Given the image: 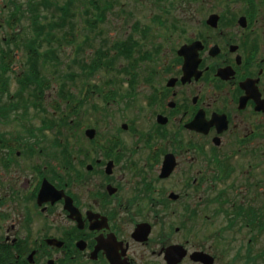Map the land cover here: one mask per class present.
I'll return each instance as SVG.
<instances>
[{
    "label": "flooded vegetation",
    "instance_id": "1",
    "mask_svg": "<svg viewBox=\"0 0 264 264\" xmlns=\"http://www.w3.org/2000/svg\"><path fill=\"white\" fill-rule=\"evenodd\" d=\"M231 1L242 6L201 23L214 34L160 46L145 57L161 67L105 88L103 128H86L85 107L76 130L86 136L63 146V165L55 142L47 154L21 136L6 142L25 144L18 156H45L27 186L0 195V264H264V0ZM197 53L188 75L186 57ZM86 95L69 80L67 114ZM80 131L70 122L67 136ZM75 176L86 192L72 189ZM44 179L57 188L45 186L42 201Z\"/></svg>",
    "mask_w": 264,
    "mask_h": 264
},
{
    "label": "rangeland",
    "instance_id": "2",
    "mask_svg": "<svg viewBox=\"0 0 264 264\" xmlns=\"http://www.w3.org/2000/svg\"><path fill=\"white\" fill-rule=\"evenodd\" d=\"M42 0H19L20 4L23 3L24 7H28L31 2L37 4ZM59 2L68 3L69 0H58ZM110 1L109 7L106 6ZM228 0H97L98 4H104L106 6L105 16H98V10L92 7L91 0H76V4L73 5L77 22L75 24V34H77V42L70 43L66 40H62L59 46L58 52L61 61L54 63L53 60L46 61L44 58L40 59L38 64L34 67L36 71H40L42 79L40 81L45 85L41 88L38 83L32 81V83L25 87L21 83V74H25L24 71L28 68L25 63L27 59L26 47L23 44L17 46L16 44L8 45V48H12L14 61L10 63L9 84L3 94L0 95V107H10L11 112L7 116L0 113V142L3 147L0 148V195L5 191L10 192L11 186L17 184L18 187L26 185L29 180L33 179L35 173L33 165L43 160L45 154L50 152L49 146L51 142L56 143L57 151V166L62 163L63 146L68 142L75 144L76 141H81V138L86 136L84 132V125L78 126V120L80 114L86 107V128L89 126H98L103 128V125L96 120L102 119L103 112L97 109L96 106L102 107L105 103L103 95L107 94L103 90L105 88L117 89L118 87L128 88L132 87V78L130 73L133 70L144 71L146 66L149 68L152 65L160 67V61L150 63L145 56L155 52L158 47H162L165 51L170 48H178L186 38L196 31L206 35L212 32L205 25L204 20L208 17L210 12L219 13L223 7L225 8V2ZM8 0L0 1L1 7ZM230 6H235L241 3H233L229 0ZM49 5V4H48ZM45 7V5H42ZM51 6V5H50ZM263 6V4H261ZM52 10L54 8L51 7ZM10 10H14V5L6 9L7 17L11 16ZM26 11V16L24 15ZM22 12L21 21L13 27L9 28V25L4 26L0 30V36H8L12 30L20 31L21 34H25L27 31L31 33L30 27L33 26L29 19L30 9L26 8ZM227 10V9H226ZM225 10V11H226ZM45 15L40 17L43 23H48L50 20L55 19L54 16L47 14L46 9L43 8ZM84 18V20L82 19ZM90 18L91 22H90ZM140 23L146 30L136 32V39L143 42L142 49L136 48L130 43L128 36L135 32L134 25ZM69 25L66 29H69ZM185 28V30H182ZM62 31V30H61ZM211 34V33H210ZM212 34H214L212 32ZM64 35L65 33H61ZM89 40V41H88ZM123 44L127 45L129 52H124ZM7 44H5L6 46ZM102 48L103 55L97 54L99 48ZM49 47L47 43L44 47H41V51H44ZM160 47V48H161ZM82 48V49H79ZM81 52L84 57L96 59L99 62L104 63L97 67L95 71H89L86 74L84 80H80L76 85L81 89L82 84L86 81V87H88L86 95V105L82 104L80 110L75 113L69 112L67 98L62 97L59 92L60 82L66 77L70 70L79 71L77 65L72 63V60L76 58L77 54ZM107 53V54H104ZM161 54V52L159 53ZM156 56V55H155ZM86 59V60H87ZM165 58H163V61ZM152 61H156L152 60ZM73 64V66L71 65ZM107 64L111 66V69H107ZM57 69L59 70L56 73ZM64 74V76H62ZM32 77V76H31ZM123 78L119 80V78ZM46 78V79H45ZM140 80L137 78V81ZM97 84V85H96ZM97 86L100 88L98 89ZM97 89V91H94ZM40 90H43L42 93ZM78 91V89L76 90ZM100 94V96H98ZM27 95V98L18 100L22 96ZM12 99V100H11ZM17 100L15 105H9V102ZM143 103V102H142ZM58 105V106H57ZM113 110L117 104L112 103ZM80 106V105H79ZM109 104H106L108 107ZM79 108V107H78ZM77 108V109H78ZM21 113L24 114L22 117ZM21 116H20V115ZM22 117V118H21ZM15 118V119H14ZM19 118V120H16ZM21 118V119H20ZM109 117H107L108 119ZM69 123H68V122ZM73 123L75 131H80L79 135L75 139L67 136L68 124ZM33 130V132L29 131ZM44 132V134H43ZM24 135H21V134ZM24 136L25 139L21 140L20 136ZM1 138L11 139L19 138L22 142L34 143L37 148L45 146V154L28 157L25 155L18 156V150L25 152V144L16 143L13 146H8L1 141ZM36 140V141H35ZM35 141V142H34ZM7 146V147H6ZM69 152V151H67ZM77 152V151H75ZM12 155L14 159L10 165V168L3 166L2 160L7 156ZM74 154V153H73ZM68 156L75 159V157ZM64 157H66L64 151ZM80 155V153L78 154ZM4 163V162H3ZM83 170L84 168H80ZM72 189L76 192H86V186L81 183L78 176L72 177L71 182ZM3 191H2V190ZM8 201V199H7ZM13 202H9V210H13ZM8 208V204H7ZM15 211H17L15 209ZM24 231H21V237L24 236Z\"/></svg>",
    "mask_w": 264,
    "mask_h": 264
},
{
    "label": "trees",
    "instance_id": "3",
    "mask_svg": "<svg viewBox=\"0 0 264 264\" xmlns=\"http://www.w3.org/2000/svg\"><path fill=\"white\" fill-rule=\"evenodd\" d=\"M91 3H92V7L98 10V16L103 18V16H105V11L107 10L106 6L109 7L110 1L107 2L106 6L104 4H98L97 0H91ZM75 4H76V0H69L68 3L66 2L62 3L59 2L58 0H42L38 4L36 2H31L28 7H24V9L26 8L30 9L29 19L33 24V26L30 27L31 33H29V31H27L25 34L16 32L15 35L13 37H10L9 40V42L12 41L17 46L23 44L26 47L27 59L25 63L27 64L28 68L24 71L25 74L20 75L22 80L21 83L23 84L24 87L32 83V81L38 83L40 88L43 85H45V83L43 84L41 81L39 83V79H42L43 81L44 77H41L42 74L40 73V71H36L34 65L38 64L40 62V59L43 58L46 61L53 60L54 63H59L61 59L58 49L59 46L61 45V42H63L62 40L64 39L70 43L77 42L78 36L77 34H75L76 33L75 24L77 20L76 18H73L76 14L73 9V5ZM42 5H45V7ZM51 7L54 8V10H52ZM43 8L46 9L47 14L50 13V15L54 16L55 19L50 20L48 23H43L40 20V17L45 15V13L43 12ZM25 12L26 11L24 10V13ZM24 15L26 16V13ZM84 18L82 17L83 20ZM91 19L92 18H90V22ZM138 24H136L135 28H137ZM68 25L70 27L69 29H66ZM62 32L65 33L66 35L65 38L64 35L63 36L61 35ZM47 43L49 44V47L44 51H41V47H44V45H46ZM102 48L103 47L101 46V48L96 50L97 54H99L100 56L103 55ZM123 50L126 52L129 51L127 45L123 44ZM12 54H13L12 49H8V50L3 49L0 51V90L7 89L8 87L9 84L8 80L10 79L9 66L10 63L14 61ZM80 54L81 52L77 54L76 58L73 60V63L75 65H78L81 71L84 72L95 71L97 67L100 66L101 63H99L98 60L91 58L87 59L84 58V55L80 56ZM84 64L86 65L84 66ZM58 71L59 70L57 69L56 73H58ZM79 74L80 72L77 73V71L72 69L69 71L68 75L62 79L59 86L60 88L59 93L62 95V97H66L65 94H66L67 79L70 77L72 79H76ZM62 76H64V74ZM42 91L43 90H40V92L38 93H42ZM11 102H9V104ZM9 110L10 109H8L7 107L6 108L0 107V113L2 115L6 114Z\"/></svg>",
    "mask_w": 264,
    "mask_h": 264
},
{
    "label": "water",
    "instance_id": "4",
    "mask_svg": "<svg viewBox=\"0 0 264 264\" xmlns=\"http://www.w3.org/2000/svg\"><path fill=\"white\" fill-rule=\"evenodd\" d=\"M218 17H219L218 14H212L210 16V18L208 19V22L209 23H213L214 25H217L218 24ZM191 46L192 45H189L188 47H191ZM185 47H187V46H184L180 50V52H182ZM182 53L186 54V52H184V51ZM196 56L198 57V53L196 54ZM198 61H199V58H196V59L194 58L193 59L192 57H186V60H185V72L188 73V74H191L194 71V67L197 66ZM45 185H46V183H45ZM45 185H44V189H45ZM48 186H50V184L46 185V187H48Z\"/></svg>",
    "mask_w": 264,
    "mask_h": 264
}]
</instances>
